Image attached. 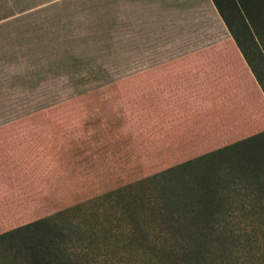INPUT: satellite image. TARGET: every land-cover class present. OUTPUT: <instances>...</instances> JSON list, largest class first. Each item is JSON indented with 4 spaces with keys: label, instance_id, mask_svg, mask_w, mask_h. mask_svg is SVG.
Wrapping results in <instances>:
<instances>
[{
    "label": "rangeland",
    "instance_id": "374dc122",
    "mask_svg": "<svg viewBox=\"0 0 264 264\" xmlns=\"http://www.w3.org/2000/svg\"><path fill=\"white\" fill-rule=\"evenodd\" d=\"M263 129L211 0H0V232L89 201L59 219L79 264H172L106 193Z\"/></svg>",
    "mask_w": 264,
    "mask_h": 264
},
{
    "label": "trees",
    "instance_id": "16d2710c",
    "mask_svg": "<svg viewBox=\"0 0 264 264\" xmlns=\"http://www.w3.org/2000/svg\"><path fill=\"white\" fill-rule=\"evenodd\" d=\"M211 1L264 95V0ZM147 182L156 195L152 202L136 194ZM105 198L128 217L124 232L131 235L122 239L144 245L160 262L264 264V129L115 188ZM88 203L0 232V264H79L72 236L78 240L81 227L75 221L63 227L59 219ZM150 213L154 222L147 224L143 219Z\"/></svg>",
    "mask_w": 264,
    "mask_h": 264
}]
</instances>
